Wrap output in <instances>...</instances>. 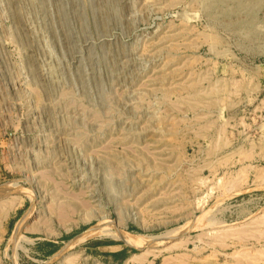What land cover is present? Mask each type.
<instances>
[{
    "label": "rangeland",
    "instance_id": "rangeland-1",
    "mask_svg": "<svg viewBox=\"0 0 264 264\" xmlns=\"http://www.w3.org/2000/svg\"><path fill=\"white\" fill-rule=\"evenodd\" d=\"M10 184L0 264H264V0H0Z\"/></svg>",
    "mask_w": 264,
    "mask_h": 264
},
{
    "label": "bare ground",
    "instance_id": "bare-ground-1",
    "mask_svg": "<svg viewBox=\"0 0 264 264\" xmlns=\"http://www.w3.org/2000/svg\"><path fill=\"white\" fill-rule=\"evenodd\" d=\"M22 189V188H21ZM23 190V189H22ZM15 191H17V186H14L13 184H10L9 186H6V187H3V188H1L0 189V197H4V198H6V197H8L9 195H11L12 194V192L14 193ZM24 191V190H23ZM208 196V195H207ZM207 196H204V197H202V198H199L198 200H197V206H199V207H201V206H203L205 203H206V201H207ZM4 207L5 206H7V204L6 205H3ZM3 206L1 207V208H3ZM8 209H9V205H8ZM7 209V210H8ZM6 211V209L4 208V211H3V209L1 210V212H5ZM0 212V213H1ZM32 212H33V208H31L24 216H23V218L17 223V226H15L16 227V232H19L20 231V228L21 227H23L24 225V222L27 220V219H29V217L31 216V214H32ZM206 214V216L205 217H207V219H208V216L209 215H207V213H205ZM204 214V215H205ZM203 220H204V218H203ZM209 221V220H208ZM200 222V221H199ZM206 223V222H205ZM219 223V222H218ZM202 224V223H201ZM204 224V223H203ZM23 225V226H22ZM198 225V227H199V223L197 224ZM223 225V224H222ZM215 226V225H214ZM197 227V226H196ZM213 227V226H212ZM217 227H218V225H217ZM205 228V227H204ZM183 232V231H182ZM182 232H180L179 230H173V231H168V232H166V233H162V234H160V235H158V236H153V237H149V236H145V235H132V234H123V235H121L123 238H126V240H128V241H130V242H134V243H139V245L141 246V247H157V246H161V245H165V244H167L169 241H171L172 239H174L175 237H179L180 235H183L182 234ZM91 233V234H90ZM92 233H95L94 231H87V232H85V235H84V237H91V236H93V234ZM17 235H20V233H17L16 235H15V239H17V241H18V236ZM117 236H119V235H117ZM15 242V241H14ZM74 243L75 242H70V246H73L74 245ZM68 245V246H69ZM69 246V247H70ZM69 247H67L66 249H68ZM62 255V254H61Z\"/></svg>",
    "mask_w": 264,
    "mask_h": 264
},
{
    "label": "crops",
    "instance_id": "crops-1",
    "mask_svg": "<svg viewBox=\"0 0 264 264\" xmlns=\"http://www.w3.org/2000/svg\"><path fill=\"white\" fill-rule=\"evenodd\" d=\"M3 201H4V199H3ZM5 202L6 201H4V202H0V208L2 207V205H4L5 204ZM9 212H10V210H9ZM9 214V213H8ZM0 216H1V214H0ZM7 233H10V219L7 221V227H6V234ZM37 243V242H36ZM35 243V244H36ZM38 244H40V243H38ZM52 246L54 247V248H52V249H50L46 254L47 255H50L49 253H50V251L51 250H53V249H56V245L55 244H52ZM40 249V245H37V246H35L34 248H33V250H32V253H34V254H36V253H38V250ZM55 252V251H54ZM53 252V253H54ZM52 253V254H53Z\"/></svg>",
    "mask_w": 264,
    "mask_h": 264
},
{
    "label": "trees",
    "instance_id": "trees-1",
    "mask_svg": "<svg viewBox=\"0 0 264 264\" xmlns=\"http://www.w3.org/2000/svg\"><path fill=\"white\" fill-rule=\"evenodd\" d=\"M106 243L105 244H114L115 242L114 241H105ZM56 249H53V250H51L50 251V253L49 254H52L54 251H55ZM132 250H135V249H132ZM124 253V250L123 251H120V252H118V253H114V255H120V254H123Z\"/></svg>",
    "mask_w": 264,
    "mask_h": 264
},
{
    "label": "water",
    "instance_id": "water-1",
    "mask_svg": "<svg viewBox=\"0 0 264 264\" xmlns=\"http://www.w3.org/2000/svg\"><path fill=\"white\" fill-rule=\"evenodd\" d=\"M136 248V247H135ZM138 249V248H137Z\"/></svg>",
    "mask_w": 264,
    "mask_h": 264
}]
</instances>
